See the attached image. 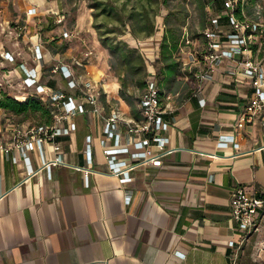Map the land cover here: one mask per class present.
<instances>
[{
  "label": "crops",
  "instance_id": "crops-1",
  "mask_svg": "<svg viewBox=\"0 0 264 264\" xmlns=\"http://www.w3.org/2000/svg\"><path fill=\"white\" fill-rule=\"evenodd\" d=\"M31 8H37L36 15H28ZM59 13L67 16L65 22H57ZM69 19V12L55 0H0V90L26 100L35 89L25 86V65L37 67L41 83L76 95L63 73L54 72L65 64L84 80L100 82L99 105L104 110L101 114L88 104L89 112L64 121L65 126L76 122L78 128L45 143L50 160L59 154L64 157L63 163L48 169L37 147L24 157L13 127L26 132L53 124L55 117L52 123L33 124L0 108V144L10 148L9 153L0 152V264H256L261 258L255 237H264V208L258 218L260 230L242 243L231 206L232 192L239 186L264 197L262 122L237 127L254 91L251 80L230 75L237 65L232 59H225L211 80L197 77L206 64L182 65L168 101V117L174 121L167 132L172 152L162 166L139 168L133 172L134 180L124 184L109 173L102 146L103 116L119 107L140 120L142 111L134 116L121 96L120 82L104 83L101 47L86 67L73 66L75 58L92 49L88 34L97 31L82 18L77 30L70 31ZM65 31L73 35L66 38ZM163 34L162 22L153 37L158 45L142 47L148 74L157 70L153 58L160 55ZM38 45L44 54L41 64L35 55ZM7 52L14 61L3 57ZM182 74L194 78L184 79ZM176 82L186 90L174 89ZM89 136L92 165L86 157ZM223 136L234 137L239 147L231 143L220 148ZM28 139L22 137L21 142ZM79 167L99 172L88 181Z\"/></svg>",
  "mask_w": 264,
  "mask_h": 264
},
{
  "label": "built area",
  "instance_id": "built-area-1",
  "mask_svg": "<svg viewBox=\"0 0 264 264\" xmlns=\"http://www.w3.org/2000/svg\"><path fill=\"white\" fill-rule=\"evenodd\" d=\"M226 14L229 16L230 29H226L221 22L222 14L215 15L210 20V26L203 32V38L193 35L185 29L179 51V60L184 67L206 64V68L197 77L201 80L214 78L217 69L224 63L225 59L236 61V68L230 70V75L241 76L251 80L253 94L246 105L242 116L237 124L239 129L246 127L249 123L257 120L262 122L264 130V17L251 18L246 16L240 18L237 8L241 0H224ZM37 8H31L28 15H36ZM67 16L63 13L57 15V22L62 23ZM72 36L69 31L64 32V37ZM93 52H86L91 56ZM35 55L41 64L44 54L41 45L36 46ZM7 60L14 61L10 52L3 55ZM74 59L76 67H86L82 59ZM25 71L24 83L27 88L35 89L27 96H38L47 98L52 103V113L55 117L53 124H42L34 126L26 132H21L17 125H13L14 138L23 153L28 158L31 149L37 147L42 155L44 167L51 169L53 165L63 163V155L59 154L56 159L50 160L45 151V143L54 141L58 136L69 135L77 130L76 122L64 125L65 120H70L80 113L89 112L88 104L94 106V111L103 114L100 107L101 86L100 82L93 79L84 80L81 75L69 65L60 64L55 67L54 72L63 73L68 80L69 87L75 89L77 94L71 95L65 91L57 90L41 83V74L37 67L29 69L23 65ZM27 96H25L27 98ZM80 99L81 102H77ZM172 99L171 94H164L157 81L156 70H151L148 76L147 88L144 91L140 107L142 118L140 120L127 116L123 110L116 107L109 116H103L104 128L102 146L104 155L109 165V173L120 178L126 184L134 180L133 172L147 166H162L164 158L172 149L170 148V137L167 132L173 124L168 115L170 106L168 101ZM175 120V118H174ZM22 137L30 139L21 142ZM223 136L219 142L220 148L228 147L231 143L239 147L234 137L226 140ZM93 137L87 138L86 157L90 165L94 163ZM59 151L61 147L55 144ZM10 152V148L0 144V152ZM89 165V166H90ZM85 172L87 180L91 174L99 172L91 167H79ZM214 180V175L210 178ZM127 203H131L132 195L128 193ZM232 219L242 236V243L247 241L254 233L260 230L258 218L264 208V197L250 192L246 187L239 186L232 192L231 199ZM234 247L235 241H230Z\"/></svg>",
  "mask_w": 264,
  "mask_h": 264
},
{
  "label": "rangeland",
  "instance_id": "rangeland-1",
  "mask_svg": "<svg viewBox=\"0 0 264 264\" xmlns=\"http://www.w3.org/2000/svg\"><path fill=\"white\" fill-rule=\"evenodd\" d=\"M243 1V12L245 15L251 18L264 17V0ZM55 2H57L61 8H64L69 12L70 19L68 22L71 27V29H69L70 31L77 30L76 28L80 23L81 18L82 22H85V24L91 28L92 31H97V34L93 36L88 34L89 37L87 38L89 41L88 45L92 48L88 49V52L92 51L93 53L91 56H87L85 52L82 55V59L85 63L89 64L92 60L91 58L94 57L95 54H98V46L101 47L102 51L98 57H100V60H102L101 63L105 67L103 70L106 79L104 83H114L118 81L121 83V91L123 89V78L126 76V73L129 72V63L125 58L118 57L116 54L117 51H113L112 46H114V44L120 43L123 47L125 46V50L128 52L130 48H135L137 49V54L143 55L144 52L142 51V47H155L158 45L157 38L153 40V37L157 36V33L161 31L162 22L165 26V20L169 14L168 7L175 9L176 11H182L185 7H187L189 17L187 20L182 21L181 25L183 26L184 31L185 29H188L193 35L202 34L210 26L209 24L212 15L216 11H220L222 9V2L218 0H206V12L204 11L201 0H168V5L165 4V0H55ZM146 7H148L152 13L156 29L151 35H148L146 31H141L138 36H135L132 32L133 29L131 19L138 17L139 14L137 15V13H140ZM224 12H226V10ZM83 15H85V18H83ZM143 24L144 23L141 25ZM71 35L73 34L71 33ZM161 44L159 48L160 50ZM147 59L151 62L149 57H147ZM153 61H157L155 66L157 67L156 71L158 73L157 81L158 83H161V69L163 67L161 56L160 58H153ZM146 71L147 69L144 67V69L139 72V75L144 77L146 86L143 88L139 85L130 86L127 90L128 94L132 96V99L138 109H140L141 97L147 88L149 74L148 72L146 73ZM182 76L184 79L189 80L194 78L190 74L188 77L183 74ZM179 77L181 78V76ZM174 85V89H178L180 91L186 90L187 88L184 84L178 82L174 83ZM110 88L113 89L114 87L111 86ZM163 91L164 94L174 92L172 89H166ZM126 102L129 106L128 108L132 111L131 105L128 101ZM113 103L116 106L120 105L118 101H113ZM17 119L33 124L40 123L39 115L32 116L27 119H24L21 115L18 116ZM255 242L260 244L259 251L261 258L258 262H256V264H264V253L261 254L264 252V237L256 235Z\"/></svg>",
  "mask_w": 264,
  "mask_h": 264
},
{
  "label": "trees",
  "instance_id": "trees-1",
  "mask_svg": "<svg viewBox=\"0 0 264 264\" xmlns=\"http://www.w3.org/2000/svg\"><path fill=\"white\" fill-rule=\"evenodd\" d=\"M218 1L222 2V9L220 11H216L213 15L215 16L222 13L221 22L223 26L229 30V16L224 12L226 10L225 1ZM201 2L204 11L206 12V0H201ZM165 4L168 5V0H165ZM243 8L244 1L241 0L236 11L238 17L240 18H245L247 16L244 14ZM168 9L169 14L165 20L163 41L161 44L160 55L158 57L160 58L161 56V60L163 62V67L161 69L162 80L161 83H159L162 93H164L163 90L171 89L173 82L180 75L182 61L179 60V51L184 34V29L181 24L182 21L187 20L189 17L187 7H185L182 11H176L170 7H168ZM138 14V17L131 19L133 34L138 36L141 31H146L148 35H151L156 29V24L150 9L146 7L143 11L137 13V15ZM213 15L212 17H214ZM254 18L257 19L256 17ZM142 23L144 24L141 25ZM195 36L203 38V33ZM112 48L113 51H117L116 54L118 57L125 58L129 63V72L126 73V76L122 81L123 89L121 91V96L131 105L134 116L139 117L142 109L137 108L132 96L128 94L127 90L130 86L139 85L142 88L146 86L144 77L139 75V72L143 70L144 67L147 69L146 58L144 55L137 54V49L135 48H130L129 52L126 51L125 46L123 47L120 43L114 44ZM147 72L148 69L146 73ZM0 108H5L17 115H22L24 119L39 115L40 123H52L54 118L52 109H50L48 104L38 96H29L26 100H19L11 96L8 92L0 90Z\"/></svg>",
  "mask_w": 264,
  "mask_h": 264
}]
</instances>
